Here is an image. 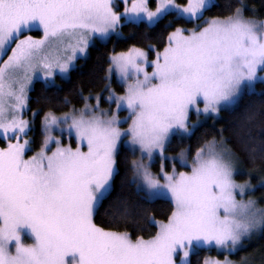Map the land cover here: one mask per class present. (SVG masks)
<instances>
[{
	"label": "snow or ice",
	"instance_id": "obj_1",
	"mask_svg": "<svg viewBox=\"0 0 264 264\" xmlns=\"http://www.w3.org/2000/svg\"><path fill=\"white\" fill-rule=\"evenodd\" d=\"M123 3L121 13L113 0H0V54L15 45L0 64V138L6 140L0 146V264H191L202 246L234 250L242 237L264 228V209L237 198L248 182L234 179L237 155L223 138L197 148L191 161L185 150L164 155L173 135L196 127L192 113L218 114L246 87L264 82V20L246 18L243 4L226 17L202 20L214 6L210 0H154V9L150 0ZM173 11L194 26L168 32L162 50L149 45L154 59L135 45L110 56L109 70L114 65L126 85L121 95L108 90L115 109H101L99 96L95 105L84 97L83 108L61 115L49 109L41 147L27 155L29 122L20 112L33 77L55 86V75L66 77L93 38L119 34L123 24L151 26ZM34 28L43 35L24 34ZM65 131L75 147L63 142ZM125 145L133 157L140 153L128 178L136 194L166 196L173 205L166 220L147 218L156 228L147 238L133 236L127 223L95 220ZM157 152L173 161L170 171L163 162L151 171L144 158L151 161ZM25 233L32 243L24 242ZM201 264L233 261L205 257Z\"/></svg>",
	"mask_w": 264,
	"mask_h": 264
},
{
	"label": "trees",
	"instance_id": "obj_2",
	"mask_svg": "<svg viewBox=\"0 0 264 264\" xmlns=\"http://www.w3.org/2000/svg\"><path fill=\"white\" fill-rule=\"evenodd\" d=\"M181 4L186 0H178ZM238 4L245 5L244 16L264 20V0H215L203 14V19L214 16L226 17L232 13ZM191 21L169 13L157 23L149 26L146 22L139 24H123L122 35L113 36L107 42H98L89 50L85 59H79L77 67L72 70L69 79L58 78L55 86H46L42 81H37L29 99V114H35L33 126L29 132L32 141V149L29 153L40 149L44 131L42 118L49 109L57 115L69 111L71 108H80L84 105V97L102 95L104 102L109 86L108 72L111 64L110 56L116 53L127 52L135 45L149 51L153 58L155 51L149 45H155L156 50H162L166 43L167 33L176 27L192 28ZM32 35L40 36V32H32ZM112 86L116 92L121 93L122 87L114 79ZM67 99L68 103H65ZM194 118V117H193ZM223 141L233 149L237 159L252 180L254 192L252 193L257 203L264 206V83H257V89L245 92L238 104L231 109H223L219 117L210 118L199 126L187 140L175 139L168 151L173 154L187 148L189 158L192 159L197 148L204 147L207 141L213 139ZM75 145V142L72 141ZM253 150L255 155H252ZM133 158L127 147L123 146L117 157L118 172L112 181V192L98 206L95 214L97 223L104 226L115 227L117 223H127L129 231L135 235H144L147 238L155 233L154 225H149L148 217L156 220H166L171 214V200L158 197L149 200L143 193L137 195L135 186L128 183L131 176L130 164ZM172 162L166 160V170L170 171ZM161 162L158 160L152 166L153 172H158ZM184 169V168H182ZM179 169V170H182ZM241 182L246 176L239 175ZM259 244L264 252V228L259 238ZM251 247L238 251L232 257L241 259L242 255L251 252ZM205 257L224 258V254L215 248H200L191 256V264H201Z\"/></svg>",
	"mask_w": 264,
	"mask_h": 264
},
{
	"label": "rangeland",
	"instance_id": "obj_3",
	"mask_svg": "<svg viewBox=\"0 0 264 264\" xmlns=\"http://www.w3.org/2000/svg\"><path fill=\"white\" fill-rule=\"evenodd\" d=\"M175 2H176L177 4H181L178 0H175ZM214 2H215V0H210V4H211V5H212ZM113 4H114V8H115L116 11L121 12V13L123 12V10H124V3H123V0H113ZM130 4H131V0H129V6H130ZM150 6H151L153 9L155 8L154 0H150ZM170 13H174L176 16H179V15H177V13L174 12V11H173V12H170ZM180 17H181V16H180ZM182 18H183V17H182ZM121 27H122V26H121ZM121 27L118 29V33H119V34H117V33L114 32V33H112V34H111L106 40H101V39H98V38H93L92 43L89 45V47H88L87 50H86V53H85L84 55H82V56H79V57L74 61V66L70 69V71H69V73L67 74L66 77H62L59 73H57V74L55 75V82H56L55 85L58 84V80H57L58 78L69 79L72 70H74V69L77 67V65H78V60L81 59V58H82V59H85V58L88 56V54H89V50H90V48H91L92 46H94L96 43H98V42H107V41H108L111 37H113V36H116V37L121 36V35H122V33H121ZM173 31H174V30H173ZM32 32H40V36L43 35L42 30L39 29V28H34V29H32L30 32H25L24 34H25V35H32V34H31ZM33 36H35V35H33ZM40 36H36V37H40ZM14 46H15L14 44L10 45V46L7 48L5 54H0V64H2L3 61H4L5 59H7V55L11 54V48L14 47ZM145 51H147V50H145ZM147 52H148V58H149V60L155 58V54H154V57L152 58V57L150 56L149 51H147ZM147 70L150 72V71H151V68L149 67ZM114 79H115V80L117 81V83H119V85L122 87L123 91H122L121 93L116 92L115 88L112 86V80H114ZM108 80H109V86H108V88H107V93H106V96H105V101H106V102H104L102 95H96V96H93V97L90 96V97H92V99H90V100L87 101L90 105H95V104L97 103V101H96L95 98H96L97 96H99V98H100V100H99V107H100L101 109H105V110H107V109H115V104H114V103H109L108 100H107V97H108V95H109V91H108V90L110 89V90H111L112 92H114L115 94H117V95H121V94L124 93V90H125L126 85H125V82L120 78L119 72H118V70L115 68L114 65H113L112 69L109 70V72H108ZM37 81H42V82L45 83V81H44L43 78H42V75H39V76H35V77H33L32 82L28 85V89H27V96H28L27 106H26V108H24V109L20 112V115H21L25 120H27V121L29 122V128H28V130H27V136H26V138L30 141V147H31V149H32V141H31V138H30L28 135H29V132H30L32 126H33V122H34L35 115H34V114H32V115L29 114V99H30V92H31V90H32V88H33V86H34V84H35ZM259 82H260V81L255 82L253 89H249V88L246 87V88L244 89V91L242 92L240 98L242 97V95H243L245 92H250V91H254V90H256V89H257V83H259ZM263 83H264V82H263ZM240 98L238 99V102H239ZM238 102H237L236 104H234V105L224 107V108H222L221 110H223V109H231V108L235 107V106L238 104ZM83 106H84V105H83ZM83 106L80 107V108H83ZM201 107H202V105H201ZM71 109H72V108H71ZM71 109H70V110H71ZM77 109H79V108H77ZM221 110H220V112H221ZM220 112H219L218 114L201 115L199 118H197V116L195 115V113H192V115H191V121H192V122H197V123H196V127H195L194 129H192L191 134H176V135H173V136L170 138V140H169V141L166 143V145H165V153H164V155L167 156V157L176 156L177 154H173V153H170V152L168 151V148H169L170 144H171L175 139H177V140H178V139H179V140H181V139H185V140L189 139V138L191 137V135L193 134V132H194L199 126H201L203 123H205L206 121H208L210 118H213V117H215V118H216V117H219V116H220ZM119 114H120L122 117H125V116L128 115V112H127L126 110H123V111H121ZM193 117H194V118H193ZM129 123H130V121H129ZM121 127H123V128H127V124H126V123H125V124H122ZM43 131H44V130H43ZM44 134H45V133H44ZM9 135H11V134H9ZM53 135H61V133H60L59 131H56V132L53 133ZM124 139L127 140V137H125ZM62 140H63V142H64L65 144H71L73 147H75V145L72 144V141L75 142L74 135H73L72 137H69L67 131H65V132L62 134ZM13 142H15V139H14V138H13ZM5 144H6V140H4L3 138H0V146H4ZM226 146H227V145H226ZM52 147H55V145L53 144ZM122 147H123V146H122ZM125 147H127V146L125 145ZM182 150H185V151L187 152L188 159H189V161H191V159L189 158V152H188V149L185 148V149H182ZM37 151H38V150H37ZM34 152H36V151H34ZM34 152H32V154H33ZM29 153H30V151L27 153V155H29ZM32 154H30V155H32ZM30 155H29V156H30ZM139 158H140V153H139V151H137V152H136V159H139ZM144 159H145L146 162L150 163V167H151V171H152V172H153V168H152V166L154 165L155 162H157L158 160H160L161 163L163 162L164 166H165V162H166V160H163V161L161 160V157H160V155H159L158 152H157V153H154V155H153L151 161H148V160H147V157H145ZM169 161L173 163V161H171V160H169ZM165 169H166V167H165ZM178 170H179V169H178ZM182 170H183V171H189L190 168H184V169H182ZM239 175L246 176V180H245V181L248 182V187H246V189H245L244 196H243V197H240V196L238 195L237 198H238V199H244V200L252 199V200H254V201L256 202V205H255L256 208L264 209V206L259 205V204L257 203L256 199L254 198V196H252V195H253L252 193L254 192V186L252 185L251 177H250V175H248V173L245 172V170L242 168V166L240 165V163H239V161H238V159H237L236 166H235L234 179L237 181V183H244L245 181L241 182V181H239V180L237 179V177H238ZM160 197H164V198L169 199V198L166 197V196H160ZM169 200H170V199H169ZM262 232H263V228H257V229L254 230L250 235H247V236L242 237V238H241V241L235 246V249H234V250L217 248V247L214 246V245H213V246H202V247H204V248H215L217 251H219V252H221V253L224 254V258H225V256H227L229 260L233 261V264H264V252H263V250H262V246L259 244V238H260ZM24 242H25V243H32V242H33V241H32V238H31L27 233H25V235H24ZM251 246H252V250H251V252H249V253H247V254H245V255H242V258H241V259H235V258L232 257V256H233L234 254H236L238 251H240V250H242V249H245L246 247H251ZM202 247H200V248H202ZM209 258L220 259V258H217V257H209ZM224 258H222V259H220V260H223ZM190 259H191V257H190Z\"/></svg>",
	"mask_w": 264,
	"mask_h": 264
}]
</instances>
